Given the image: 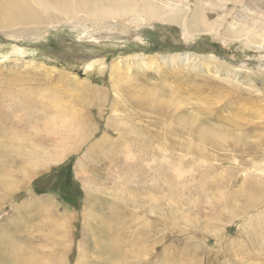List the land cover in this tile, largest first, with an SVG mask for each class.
Here are the masks:
<instances>
[{
	"label": "rangeland",
	"instance_id": "1",
	"mask_svg": "<svg viewBox=\"0 0 264 264\" xmlns=\"http://www.w3.org/2000/svg\"><path fill=\"white\" fill-rule=\"evenodd\" d=\"M48 1V8L32 5L41 23L0 27V250L10 247L18 256L8 251L0 264H264V179L249 173L264 166V146H256L264 143V129L251 131L257 125L247 121L263 120L240 118L251 134L234 124L208 149L181 135H170L167 148L158 131L154 145L140 150L139 135L128 131L156 121L157 130L173 133L180 117L195 122L200 106L216 112L205 115L207 127L223 132L221 122L210 120L225 115L215 107L236 92L262 95L264 0L237 6L209 0L206 23L222 38L201 26L186 44L180 26L168 20L127 14L99 21L84 0H69L67 18ZM151 1L166 9L184 0ZM210 58L221 66L204 60ZM92 60L102 64L84 76ZM114 65L122 71L118 79H141L156 91L154 113L122 101L113 109L110 97L105 102L102 91L112 98L118 82ZM169 75L181 86L175 102L185 100L183 113L173 112L179 106L160 87L174 86L164 80ZM67 108L81 115L85 141L63 124L65 114L71 117ZM244 182L261 194L241 189Z\"/></svg>",
	"mask_w": 264,
	"mask_h": 264
},
{
	"label": "bare ground",
	"instance_id": "2",
	"mask_svg": "<svg viewBox=\"0 0 264 264\" xmlns=\"http://www.w3.org/2000/svg\"><path fill=\"white\" fill-rule=\"evenodd\" d=\"M96 1L97 0H84V2H82V1H79V2L81 4L83 3L85 5H88L89 8L92 9L91 16H93L96 20H99V21L107 20V19H115L117 17L126 16L127 14L134 16V17L136 16V18L140 17V18H142V20L143 19L144 20H150L152 18H156V19L159 18L162 20H168L169 22H173L176 25L180 26L181 33H182L181 34L182 41L184 44L188 43V41L194 40V36L196 37L195 32L199 31L201 26L204 27L205 31L212 33V34H217L214 36L215 38L217 37V39H218L221 37V35L217 31L218 30L217 27L213 26L209 23H206V19L204 17V12L207 10L206 7L207 6L211 7V3L209 2V0H194L192 2L193 4H190L191 2L189 3V0H184L180 3V5H176V3H171L168 6V8H166V9L159 7L157 4L153 3L151 0H110L109 6L101 5L100 3H99V6H94V5H98V4H96V3H98ZM232 1L235 2L234 4L237 6L238 3L240 4L242 1H245V0H232ZM53 2H54V6L57 4V5L62 6L64 8V14L67 15V18L73 16L72 12L69 11V8H67V6H66V5H68L69 0H54ZM253 2L256 5L262 4V0H253ZM246 3L248 5L251 4V3H249V1H246ZM32 5H38L42 8L43 7L48 8V6L50 4H49L48 0L45 3H44V0H0V27L5 26V25L7 26V25L26 24V23L28 24L29 22L30 23H41L40 17L39 18L36 17L37 12L32 10V8H33ZM192 5H194L193 6L194 7L193 12H192V8H191ZM244 5H245V3H244ZM81 7H82V5H80L79 7L76 6L75 10L81 9ZM189 7L191 9V11H190V13H192L191 15H187L189 13V11H188ZM257 8H259V7H257ZM115 9H117V10H115ZM70 10H72V8H70ZM262 15L264 16V12H262ZM188 19H189V21H188ZM262 19L264 20V17L260 19V22ZM243 20L244 21L252 20V17L249 15L248 18L244 17ZM251 23L253 25L254 22L250 21V24ZM252 25H251V27H252ZM259 25L261 28H264L263 22L259 23ZM261 32H263V31H261ZM236 33H239V32H236ZM13 46H15V45H13ZM25 51L26 50L21 49L19 51V54H22V56H23ZM11 52H16V49L13 48ZM12 54H14V53H12ZM204 60H207L209 62H214V61H210L211 58L210 59H204ZM214 63L221 66V64H219L218 62H214ZM101 64H102V61H100V60L99 61L98 60H92L91 62H88V64L85 65V68L83 69V73H84L83 75L87 76L90 72L95 70V68L99 67ZM116 66L117 65H114L112 68H110L114 79L118 81L116 83H113V87L111 88V93L113 92L115 95H113V93H112L111 94L112 98H111V96L109 95V93L107 91H102V92H104L103 94H105V96L103 95L105 102H106L107 98L110 97L109 99L111 101V107L113 109L118 107L120 104H117V103H120L122 101L126 105H130L134 108L145 109L148 113H151V112L154 113V111H156V109L154 107V99H155V92L156 91L154 90L152 92L150 90V88L148 87V85L145 83L146 81L143 82L141 79H139L141 82L134 81L135 80L134 78H133L134 80H131V82L125 81L127 77H125L123 79H118L117 77L122 74V71L118 70L117 69L118 67H116ZM128 70H130V69H128ZM258 70H261V69L258 68ZM262 72L263 71H259V75L261 76L262 82L264 83V72L263 73ZM169 76L170 77H168V78H164V80H173L171 82L174 86L166 87L162 83V85H160V87L163 89L164 93L166 95H168L170 99H172L173 102L171 105L173 106L176 104L179 106V108L174 107L176 109H174L172 107L174 109L173 112L174 113H180V112L183 113L186 110L185 107L187 106L186 103H184L185 100L182 99L184 101L183 103H181L180 101L175 102V93H177L179 91L181 86H179L177 78H173L174 77L173 75H169ZM143 78H144V76H143ZM176 81H177V83H176ZM208 81L210 82L209 84H212V81L210 79H208ZM215 85L218 86L219 88L221 87L218 84H215ZM135 87L137 89H135ZM144 87H148L149 90L147 91ZM223 89H225V88H223ZM120 93L122 95H120ZM211 93H213V92H211ZM214 93H215V91H214ZM90 94L91 95H97L96 89L92 88ZM230 96H233L235 98L230 99V100H226L225 102H222L220 105H218L217 107L214 108V110H216L217 112L218 111L222 112V114L225 113V115H222V118H218L217 116H212L210 118L211 121L221 122V125H219V126L221 128L225 129L223 132L216 130L212 127H207V125H206L208 123H207V118L205 117V115L216 113L215 111L212 113L210 111V109H206V107L201 108L200 106L199 107L196 106L197 108H195V112L193 111L194 115L196 116V117H194V118H196V119H194L195 122H191V120L193 118L191 120H188L189 116L180 117V119L176 121L177 125H176V129L173 133H171V131H170V133H168L166 131L157 130V122L154 121V122H149V123L147 122L146 126L141 127V128L132 125V127L128 129L129 134H131V135L134 134L135 138H138V135H139V138H140L139 145L140 146L138 147V149H140V150L141 149H150L154 145V139L158 136V133H157L158 131H159V134L167 141L165 144V147H167V148L171 147L169 141L171 140L173 135H176V136L181 135L183 137L184 136H188V137L191 136L192 139L196 143L195 146H198L202 149H204V148L208 149V148L213 147L212 144H209V141L212 140L213 138H219V140L220 139L225 140L229 136L226 133L227 130L230 132H233L230 129H227V127L229 128L230 126H232L234 124H236V126H235L236 130H240L239 131L240 133L251 134L248 132V130L243 129L241 127V125H239L237 123L238 120L240 118L242 119V117H244V116L254 115V116H256V118L258 120H261V121L263 120L262 123H260V124H257L253 121H250V120H247L249 122V124L257 125V126L250 127L251 131H253V129L255 127H257V128L259 127L261 129H264V104H262L264 102V92L262 93V95H257L254 98H249L246 96H245L246 98H243L244 94L242 92H236L235 95H230ZM170 99H169V101H170ZM235 100H238L239 102L242 100L245 103L243 105H240V107L237 106V108H235L234 106L236 104H239V102H237ZM126 101H129V102L125 103ZM243 102H240V103H243ZM254 102L257 103V105ZM252 103H254L255 105ZM67 109L70 110L69 108H67ZM211 110H213V109H211ZM70 111H71V113H69V114L71 117H68L66 114L63 116V118H62L63 124H65L69 127L71 124L73 126L72 129L74 131H76V133H78V131L80 132L79 135L77 134L80 137L79 142H81L82 139H84V141H85V139H87V138H82V135H83L82 132H84V131H81L83 129V127H82L83 125L81 124V121L78 122V119L80 118L81 115L74 113L72 110H70ZM234 111L238 112L237 114H240V115H234L233 114ZM197 114H199V117H197ZM200 116H202V118H200ZM223 123H225V124L223 125ZM149 127H150V130H148ZM170 135H171V138H169ZM221 140H220V142H221ZM132 141L134 142V139H132ZM135 142H136L135 146H137L138 143H137V141H135ZM235 142H236V144L237 143L242 144V140L240 138L235 139ZM244 145L248 146L246 144H244ZM74 146H76V145H74ZM256 146H259V148H263L264 143L263 144H257ZM160 149H161V147H160ZM254 167L252 170L249 171V173L259 174L257 176L255 174L253 176L254 177L256 176L257 178L264 179V166L262 165V166H260V168H258V167L254 168ZM250 178H252V177H250ZM246 180L247 179H245V181ZM248 180H250V179H248ZM244 184H245V182L243 183V185ZM254 186H253V184L252 185L246 184L240 188L242 189L243 187H246V188L248 187V188H250V190L252 189L251 192H253L255 190L254 191L255 193L253 192L254 196H255V194L258 195L260 192H258V187H256L257 189H255ZM263 187H264V185H263ZM259 188L263 189L262 186L261 187L259 186ZM263 197L264 196H262V198ZM262 198H261V200H263ZM256 200L257 201L259 200V196H258V198H256ZM261 200H259V202ZM92 205H95V204H92ZM246 207L250 208L249 205H247ZM252 208H254V207H252ZM131 218L133 219V217H131ZM144 224L147 225V222ZM140 227H142L143 231L146 229V227H144L143 224L140 225ZM112 248H113V246H112ZM8 251L10 253L13 252V254H14L13 258H18L17 254L14 252V250H11L10 247L6 248V249L3 248L2 250H0V256L5 257L6 253L8 254ZM0 260H1V258H0Z\"/></svg>",
	"mask_w": 264,
	"mask_h": 264
},
{
	"label": "trees",
	"instance_id": "3",
	"mask_svg": "<svg viewBox=\"0 0 264 264\" xmlns=\"http://www.w3.org/2000/svg\"><path fill=\"white\" fill-rule=\"evenodd\" d=\"M65 180L68 181V177Z\"/></svg>",
	"mask_w": 264,
	"mask_h": 264
}]
</instances>
